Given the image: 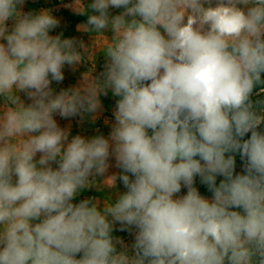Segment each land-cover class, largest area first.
I'll use <instances>...</instances> for the list:
<instances>
[{
    "label": "clouds",
    "instance_id": "9594fccd",
    "mask_svg": "<svg viewBox=\"0 0 264 264\" xmlns=\"http://www.w3.org/2000/svg\"><path fill=\"white\" fill-rule=\"evenodd\" d=\"M24 3L0 0V264H264V0H92L82 27L112 32L104 79L58 94L82 54ZM108 90L110 136L69 141L54 114L95 113ZM110 157L127 191L73 203ZM117 223L135 230L130 250Z\"/></svg>",
    "mask_w": 264,
    "mask_h": 264
},
{
    "label": "crops",
    "instance_id": "0c3cea01",
    "mask_svg": "<svg viewBox=\"0 0 264 264\" xmlns=\"http://www.w3.org/2000/svg\"><path fill=\"white\" fill-rule=\"evenodd\" d=\"M43 3L46 2H44V0H25L24 5L18 7L25 13H38L41 10H49L51 14L59 20V26L50 31V35H60L62 39H74L77 42V50L82 54L81 61L78 64L75 66H64L62 69L64 74L63 81H53L51 83L50 86L54 94H58L63 90L82 88L85 84L86 75H88L89 82L94 80L102 82L104 79V71L98 70V64L106 57L102 50L109 43V39L112 36L111 30H106L104 36H97L95 32L85 31L82 26L87 23V18H84V14L78 13L77 7L74 8V5L77 4V0L72 3L64 4L63 11L68 13V15L55 13L53 8L47 6L42 7L40 4ZM81 4L83 5V2H81ZM86 9L90 14H93L91 9L88 8V5ZM109 11L110 15L115 16L120 14L123 9L110 8ZM7 24L10 28L13 21L9 20ZM81 42L85 46L83 49L79 46ZM95 42H97V48H95ZM93 51L95 52V56L89 59V53ZM20 97L25 104L31 102L24 93H20ZM118 99L119 97L114 96L111 90H108L106 94L102 92L99 95L101 107L97 112L82 113L69 117L67 119L68 127L65 128L69 131V141L76 135L86 139L98 135H103L105 138H108L115 124L114 112ZM1 104L0 102V105ZM58 115V113L54 114L55 117ZM60 120H62V118H60ZM108 163L110 166L106 172L103 175L90 177L89 179L92 183L88 187L78 191L73 203H79L82 200L88 199L95 202L102 210L105 202H115L120 194L127 191L122 181L119 179V175L122 174V169L117 167L114 157H110ZM112 176H116L117 179L115 180L114 186H109L107 180ZM115 233V231L112 232L113 237Z\"/></svg>",
    "mask_w": 264,
    "mask_h": 264
},
{
    "label": "rangeland",
    "instance_id": "374dc122",
    "mask_svg": "<svg viewBox=\"0 0 264 264\" xmlns=\"http://www.w3.org/2000/svg\"><path fill=\"white\" fill-rule=\"evenodd\" d=\"M76 0H44V2L46 3H43V4H40L42 7L44 6H47V7H50V8H53L54 9V12L55 13H63L65 15H68V13L64 12L63 11V7L65 6L64 4L65 3H72ZM81 2H83V5L85 6V8H87V5H89L92 0H81ZM77 7V4L74 5V8ZM88 11H86V14L84 13V18H88ZM90 15V13H89ZM107 58L105 57L104 60H102L99 64H98V70L99 71H104L105 72V66L107 64ZM95 63V62H93ZM0 102L3 104V100L1 101L0 99ZM2 104L0 105V107H2ZM60 118H62L60 115L58 116H54V119L57 121V124L59 127L65 129L68 127V118H62V120H60ZM250 134V133H249ZM17 141H19V137L16 138ZM235 159H236V168H235V172L237 174H240L243 172V161L240 157V155L238 153H235ZM39 158V154H37V159ZM53 167H56L55 164H53ZM222 179V177H218L217 178V183H219V181ZM194 186L198 189L199 193L204 196L205 198L207 199H211L212 196H213V193L211 191H209L207 185L201 183L200 181V178L197 176L196 179H195V184ZM187 193V189L185 187H182L181 189V192L177 194V196H183ZM120 225L117 223V225L114 226V230L116 233H115V236L116 238H120L123 242H124V245H127L129 250L131 249V246L134 244V233H135V230L133 229L131 232L130 231H120ZM118 249L121 248L122 246L121 245H118L117 246ZM131 254V253H129Z\"/></svg>",
    "mask_w": 264,
    "mask_h": 264
},
{
    "label": "trees",
    "instance_id": "16d2710c",
    "mask_svg": "<svg viewBox=\"0 0 264 264\" xmlns=\"http://www.w3.org/2000/svg\"><path fill=\"white\" fill-rule=\"evenodd\" d=\"M262 79H264V76H262ZM262 88H264V85H257V87L254 89L253 100L264 99V92L261 91ZM260 130L264 131V124L261 125ZM249 137L250 134H247L244 138L247 139Z\"/></svg>",
    "mask_w": 264,
    "mask_h": 264
}]
</instances>
